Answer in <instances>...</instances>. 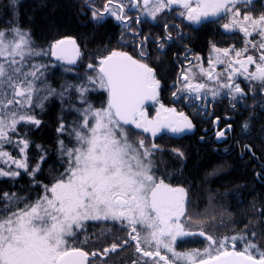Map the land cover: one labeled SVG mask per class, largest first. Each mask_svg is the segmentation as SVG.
<instances>
[{"label":"snow or ice","instance_id":"obj_1","mask_svg":"<svg viewBox=\"0 0 264 264\" xmlns=\"http://www.w3.org/2000/svg\"><path fill=\"white\" fill-rule=\"evenodd\" d=\"M138 2L132 3V7L136 8ZM111 3L112 0H108L105 13L117 21L125 22L128 19L124 13L126 5L121 3L120 11L117 12L108 7ZM248 3L250 0H143L144 15L153 21L158 13L177 5L184 9L179 15L193 24L226 19L227 22L222 25L225 30L239 27L246 37L252 35L249 32L251 26L260 37L258 41L245 40V46L240 50L219 49L215 46L213 50L222 52L225 57L231 51L238 58L249 51V46L258 51V56L249 54L246 58L235 60L238 68L229 63L232 72L228 79L239 73L249 81L258 82L264 91V14L254 18L246 13L242 20L237 19L241 15L237 5ZM92 17L102 20L103 14L94 10ZM164 27L167 28V24ZM144 39L147 40V37ZM165 39H172L171 34L168 33ZM66 45H71L79 56L76 41L70 38L51 45V55L64 59L62 53L67 51ZM159 48L162 50L164 44L161 43ZM42 54L47 53L36 49L29 31L20 26L12 27L8 32L0 30V149L4 142H11L9 132H16L19 123H31L37 127L41 124L34 114H20L19 110L10 109L9 106L43 108V101L52 96H58L62 105L67 100L68 110L77 113V119L69 126V135L75 139L76 146L68 147L63 140L59 141L61 155L67 157V168L51 186L44 185V194L34 202L25 200L24 207L20 208L18 205L22 197L0 194V264H87L89 253L73 246L69 240L84 230L86 221L100 220L120 222L121 225L126 221L131 233H136H129L131 240L136 241V251H142L143 240L149 248H155V251L144 250L143 256L159 257L164 264H175L177 260L183 264H264V249L250 240L247 233L214 237L203 229L199 233L186 229L181 222L185 214V189L173 188L154 176L151 156L157 148L155 144L149 149L143 139L136 143L130 141L126 126L134 125L135 129L150 132L153 136L162 128L176 134L194 128L183 112L177 113L175 108H166L163 104H160L156 120L147 118L143 110L144 102H158L161 82L156 78L154 69L142 62L147 56L143 45L139 52L142 59H134L127 52L112 51L100 58L96 76L88 75L86 83L65 84L57 92L43 82L45 95L39 96L41 89L29 77L38 80L36 73L42 65H32L34 71L31 72H23L22 68L29 58ZM68 62L75 63V60L70 59ZM216 62L224 63L219 56ZM249 65H254L255 70L249 71ZM87 67L95 71L93 64ZM190 71L182 74L181 78L186 83L177 91L184 93L187 90L194 108L197 107L195 101L200 100L202 95L206 98L209 91L213 98L219 95L218 89L210 90L205 83L192 84L188 75ZM201 71L205 70L201 68ZM206 75L209 79L213 78L212 71H207ZM93 85H98L107 93L106 106L97 108L89 102L86 94L95 90L91 87ZM220 88L229 89L228 95L233 101L245 95L239 84L225 83ZM71 89L78 93L77 99L83 107H76L72 103L68 95ZM34 93L38 95V103L35 104ZM173 96H176L175 92ZM161 111L166 115L161 117ZM242 129L247 132L249 122L246 121ZM57 131H68L63 118ZM217 135L223 137L224 132ZM19 143L23 145L20 151L24 152L29 141L21 139ZM4 156H8V153L0 151V157ZM14 163L18 168L29 171L26 162ZM39 170L40 165L36 164L29 174L34 177ZM19 175L18 171L0 170V177L14 178ZM137 225L148 230L144 237L140 236ZM197 234L207 241L203 250L176 251L178 238ZM251 235L255 237L257 234L252 232ZM237 242L242 245L239 250ZM83 243H87V238ZM120 246L113 243L104 252H115ZM161 248L171 253L173 259L161 255ZM97 254L91 253L93 257ZM133 264L138 262L133 261ZM153 264H159V261L154 260Z\"/></svg>","mask_w":264,"mask_h":264},{"label":"trees","instance_id":"obj_2","mask_svg":"<svg viewBox=\"0 0 264 264\" xmlns=\"http://www.w3.org/2000/svg\"><path fill=\"white\" fill-rule=\"evenodd\" d=\"M15 26L30 32L37 50H48L64 37L74 39L80 53L77 69L80 77L88 76L86 64H94L97 58H101L108 42V26L104 23L94 26L80 14L72 0H15V3L13 0H0V30L8 32ZM32 65H35L34 57L23 64L22 71H34ZM37 65H42L36 73L39 79H29H33L38 88L46 81L59 92L69 79L65 76L64 67L60 69L57 66L51 75L44 76L43 71L49 66L43 61ZM8 91L10 95V90ZM43 95L44 91L40 93V96ZM66 105L68 104L65 102L61 104L58 96L49 97L43 101V108L31 109L29 112L41 121L38 127L31 123H20L16 126V132H9L11 142H4L0 149L8 153V156L0 157V170L18 171L20 175L0 178V194L29 195L28 202H33L44 194V185L51 186L65 172V156L61 155L59 141L63 140L68 147L73 146V139L69 135L73 117ZM61 118L68 128V131L62 133L57 131ZM253 118L249 130L243 136L241 134L238 145L230 146L229 152L213 150L209 145L197 142L186 148L185 152H180L186 155L185 162L176 160L175 168L170 171L174 172L172 180L186 191L188 207L182 216L186 229L195 233L203 229L214 237L247 233L250 240L264 249V115H255ZM21 139L29 141L25 152L29 171L16 167V163L12 162H22L19 151L23 147L19 143ZM8 157L12 161L8 162ZM36 164L40 165V170L33 177L29 172ZM18 207L23 208L24 205L19 204ZM87 228L88 226L70 238L69 243L88 252H97L98 256H92L90 264H133V261L138 264H153L154 260L163 264L157 257L150 261L143 253L136 251V241L131 240V228L127 224L111 222V231L96 234L89 233ZM137 229L140 236L147 234L146 228H140L139 225ZM252 232L257 235L253 237ZM86 238L87 243H83ZM125 240L128 243L125 244ZM113 243L122 246L115 252L105 253L104 249H110ZM206 244L205 237L197 234L176 241L175 249L177 252L202 250ZM241 247L240 242H237V249ZM141 249L155 251L154 247L148 246ZM102 252L104 255L100 254ZM160 252L170 260L173 259L166 249L161 248ZM175 264L183 263L177 260Z\"/></svg>","mask_w":264,"mask_h":264},{"label":"flooded vegetation","instance_id":"obj_3","mask_svg":"<svg viewBox=\"0 0 264 264\" xmlns=\"http://www.w3.org/2000/svg\"><path fill=\"white\" fill-rule=\"evenodd\" d=\"M134 2L136 0H112V3L108 5L110 9L117 12L120 11L121 3L126 5L124 13L128 19L122 23L105 13L104 9L108 0H87V2L86 0H72L80 14L94 26L103 23L108 26V42L105 44V54L102 57L109 55L112 51H118L127 52L134 59H142L139 52L143 45L147 56L142 59V62L154 69L156 78L161 82L158 102L151 100L144 102L143 110L147 118L156 120L160 104H163L166 108H175L177 113L183 112L192 121L194 128L191 130L176 134L162 128L155 136L150 132L144 133L142 129H135L134 125L126 126L128 137L133 143L143 139L147 148L151 149L153 144L157 146L151 156L152 172L157 180H163L165 184L173 188H182L172 180L174 172L170 171L175 168L176 160L177 162L186 160V155L178 156L177 152H182V150L185 152L186 148L197 142L201 145H209L213 150L220 149L221 152H226L225 150L229 152L230 146L238 145L241 134L242 136L245 134L242 125L248 120L251 124L255 115H264V91L261 90L260 84L245 79V75L239 73L233 74L231 80L228 79L232 72V69L228 67L229 63L238 68L239 65L235 63V60L246 58L249 54L258 56L259 52L249 46V51L244 53L243 57L238 58L231 51L225 57L222 52L217 53L213 50V46L219 49L240 50L245 46V40L255 42L260 37L253 32L251 26H249V32H252V35L247 37L242 31H239V27L225 30L222 25L227 22L226 19H220L218 22H204L199 25L193 24L179 15V12L184 9L177 5H173L172 9H165L158 13L156 20L153 21L144 15L143 0H139L136 8L132 7ZM193 6H195L194 3ZM237 6L241 10V15L237 19L242 20L246 13L254 18L264 14V0H250V3L246 5ZM94 10L103 14L102 20L93 19L92 12ZM165 24H167V28L164 27ZM168 33L172 37L170 40L165 39ZM145 37L147 40L144 39ZM65 38L70 37L62 39ZM161 43L164 44L162 50L159 48ZM76 46L78 47L77 43ZM48 55L52 62L71 67V71L78 74V60L75 59V63H69L65 59H57L56 56H52L51 52ZM217 56L223 59L224 63H217ZM99 61L100 58H97L93 62L97 72ZM201 68L205 71L202 72ZM189 69L191 71L188 72V75L192 84L205 83L210 90L218 89L219 95L213 98L209 91L206 98L202 95L200 100L195 101L197 107L194 108L187 90L184 93L177 91L186 83L181 77ZM207 69L212 71V79L206 75ZM254 70V65H249V71ZM225 83L239 84L245 93L243 98L238 97L233 101L228 95L229 89L220 88V85ZM174 92L176 96H173ZM97 95L99 101L106 106L107 93L101 91ZM177 97L180 99L178 100ZM72 103L74 102L72 101ZM164 115L166 114L161 111V117ZM219 132H224V136L218 137L217 133ZM162 262L164 264V261Z\"/></svg>","mask_w":264,"mask_h":264},{"label":"rangeland","instance_id":"obj_4","mask_svg":"<svg viewBox=\"0 0 264 264\" xmlns=\"http://www.w3.org/2000/svg\"><path fill=\"white\" fill-rule=\"evenodd\" d=\"M53 45V44H52ZM50 49H51V47H50ZM50 49H46V50H39V51H42L43 53H47V54H42V55H40V56H34V59H35V65H37L38 63L40 64L42 61L43 62H45L46 63V65L47 66H49L47 69H45V71H43V73L45 74L44 76H48V75H51L52 73H53V69L56 67V69H57V66H59V68L61 69V67H64V70L65 69H72L71 67H66V66H62V65H59V63H56V62H52L51 61V59L49 58V55L48 54H50ZM79 56H80V54H79ZM79 56H77V58H76V60H78V57ZM50 61H49V60ZM76 60H75V62H76ZM38 62V63H37ZM50 62V63H49ZM86 65H88V64H86ZM59 70V69H58ZM208 71L210 70V69H207ZM87 73H88V75H91V76H96V73H97V71H93L92 69H90V68H88L87 67ZM43 76V77H44ZM65 76H68V78L69 79H67L66 81H65V83L64 84H71V85H77V84H79L80 82H82V83H86L87 82V80H86V77H80V75L79 74H77V73H75V72H72V71H65ZM75 77V78H72V77ZM46 82V81H45ZM44 83L42 82L41 83V86H39V88L41 89V92L43 91V89H44V85H43ZM91 87H93V88H95V90L94 91H89L86 95H87V97H88V100H89V102H91L92 103V105L94 106V107H101L102 105H104V103H102V102H100L99 101V96L97 95V93H101V91L103 90V89H100L99 87H98V85H93V86H91ZM104 91V90H103ZM40 92V93H41ZM40 93L38 94L39 96H40ZM38 95L37 94H33V101H34V104L35 103H38ZM68 95L71 97V101H73L74 102V104L76 105V107H83V105H81L80 104V101L77 99V96H78V93L75 91V89H71V91L69 90V93H68ZM57 97V96H56ZM17 99H21L20 97H17ZM65 103L66 104H68V101H65ZM67 106V105H66ZM38 108H41V107H29L28 105H24V107L23 108H20V106L19 105H13V108H11V109H13V110H19V112H20V114H23V113H25V112H27V113H29L30 112V110L31 109H38ZM72 117H74L75 119H77V113H75V112H72V115H71ZM21 123H25V122H21ZM20 124V123H19ZM18 124V125H19ZM22 128V127H21ZM71 138L73 139V146H76V141H75V139L71 136ZM72 146V147H73ZM20 151V150H19ZM21 152V151H20ZM25 152H26V149L24 150V152H21V154H22V162H26L27 163V165H28V162L26 161V154H25ZM177 154H180V151H179V153L177 152ZM65 161L67 160V157L65 156ZM3 160H5V159H3ZM7 161L9 162V161H12L9 157L7 158ZM12 162H14V161H12ZM16 167H17V165H15ZM67 168V164L65 165V168L64 169H66ZM0 178H2V177H0ZM20 197H22L23 199H21V201L19 202V204H22V205H24V201L25 200H29V195H27V196H20ZM34 202V201H33ZM187 198L185 197V211L187 210ZM111 222H113V221H103V220H100V221H86L85 222V227L86 226H88V228L86 229L87 231H89V233H92V234H96V233H104V232H108V231H111V228H110V224H111ZM181 222H182V217H181ZM113 223H117V224H120L121 225V223L120 222H113ZM108 225V227L107 228H105V226L104 225ZM124 224H127V222L125 221L124 222ZM137 226H139V225H137ZM140 228H142L141 226H140ZM143 229H145V228H143ZM103 230H105V231H103ZM148 231V230H147ZM145 235L143 234V235H141V237H144ZM187 237H189V236H187ZM182 238H184V237H180V238H178V240L177 241H179L180 239H182ZM93 240L94 239H96V238H92ZM143 241V240H142ZM93 243V242H92ZM141 247H147V245L146 244H144L143 242L141 243ZM203 249H204V247H203ZM202 249V250H203ZM82 250H84V249H82ZM84 251H86V252H88L87 250H84ZM150 251H152V249H150ZM89 253V260H88V263L87 264H90V259H91V257H92V255H91V251H89L88 252ZM141 254L143 253V250L140 252ZM100 254H103V252L102 253H100ZM143 255V254H142ZM98 256V255H97ZM148 259H150V261H152V259H154V257H147ZM158 258V257H157ZM179 261V260H178ZM182 262V261H181ZM183 263V262H182Z\"/></svg>","mask_w":264,"mask_h":264},{"label":"water","instance_id":"obj_5","mask_svg":"<svg viewBox=\"0 0 264 264\" xmlns=\"http://www.w3.org/2000/svg\"><path fill=\"white\" fill-rule=\"evenodd\" d=\"M65 39H68V38H65ZM65 39H62V40H65ZM65 47H66L67 51L62 53V55L65 57L64 59L67 61H69L70 59L75 60L76 59V53L72 49V46L66 45ZM88 260H89V258H88ZM87 263H88V261H87Z\"/></svg>","mask_w":264,"mask_h":264}]
</instances>
